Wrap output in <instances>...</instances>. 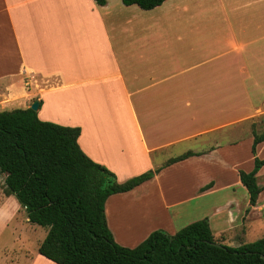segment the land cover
<instances>
[{
    "label": "crops",
    "instance_id": "1",
    "mask_svg": "<svg viewBox=\"0 0 264 264\" xmlns=\"http://www.w3.org/2000/svg\"><path fill=\"white\" fill-rule=\"evenodd\" d=\"M34 101L39 120L78 127L81 151L118 183L196 154L105 203L122 247L155 230L172 235L189 203L246 190L233 160L253 132L264 135V0H165L151 10L122 0H0V111ZM263 151L264 142L259 159ZM4 178L0 264H55L37 252L45 229L31 238L14 227L38 229L4 194ZM256 180L263 188L264 166ZM232 205L227 195L214 208L211 231L229 225Z\"/></svg>",
    "mask_w": 264,
    "mask_h": 264
},
{
    "label": "trees",
    "instance_id": "2",
    "mask_svg": "<svg viewBox=\"0 0 264 264\" xmlns=\"http://www.w3.org/2000/svg\"><path fill=\"white\" fill-rule=\"evenodd\" d=\"M107 0H94L104 6ZM165 0H122L151 10ZM78 127L41 121L30 108L0 111V173L5 195H13L27 221L46 230L37 252L55 264H264V237L237 246L215 240L207 219L186 225L170 235L155 230L134 248L118 245L110 232L105 203L151 180L160 169L193 153L168 160L161 168L123 183L79 148ZM264 135L253 132L251 171L237 176L255 206L262 188L256 174L264 159L256 146ZM210 186L207 185L201 190ZM219 244L221 247L214 246Z\"/></svg>",
    "mask_w": 264,
    "mask_h": 264
},
{
    "label": "rangeland",
    "instance_id": "3",
    "mask_svg": "<svg viewBox=\"0 0 264 264\" xmlns=\"http://www.w3.org/2000/svg\"><path fill=\"white\" fill-rule=\"evenodd\" d=\"M250 146L247 141H245L239 150L238 160H233L242 165L241 171L249 172L251 170L252 164L250 160ZM264 158V151L260 155ZM261 159V158H260ZM251 166V167H250ZM222 178L224 176L222 175ZM220 181V186L222 187V181ZM177 184V183H175ZM262 193L258 199L257 207L251 208L248 206V194L247 191L239 190V188H234V190H223L218 191L214 195L198 199L195 202H191L186 205V210L184 217H182L176 224L177 227H185L186 225L193 223L201 219H210L211 213L214 212L215 207H221L227 195L232 196L235 202V206L232 205V218L224 229L216 232V228L213 227L212 233L215 240L220 241L226 245L236 246L239 244L254 242L262 237H264V185L262 188ZM211 207V210H210ZM211 211V212H210ZM15 228L20 234H25L27 237L34 238L33 230L38 231V237L41 235V228L38 229L31 225H25L19 220L13 222ZM212 225V224H211ZM30 226V227H28ZM36 228V229H35ZM180 228V229H181ZM216 236V237H215ZM37 237V236H35ZM6 234L2 238L6 240ZM30 249L34 243L32 240L29 242Z\"/></svg>",
    "mask_w": 264,
    "mask_h": 264
},
{
    "label": "water",
    "instance_id": "4",
    "mask_svg": "<svg viewBox=\"0 0 264 264\" xmlns=\"http://www.w3.org/2000/svg\"><path fill=\"white\" fill-rule=\"evenodd\" d=\"M38 107H39V103H38L37 101H34V102L31 104L30 109H31L32 111L36 112L37 109H38ZM213 245H214V246H217V247H221V245L216 244V243H214ZM262 258L264 259L263 256H262Z\"/></svg>",
    "mask_w": 264,
    "mask_h": 264
}]
</instances>
